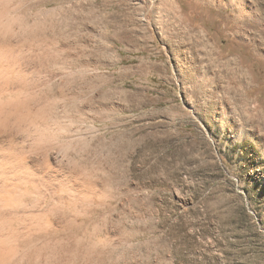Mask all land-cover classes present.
<instances>
[{
  "label": "rangeland",
  "instance_id": "rangeland-1",
  "mask_svg": "<svg viewBox=\"0 0 264 264\" xmlns=\"http://www.w3.org/2000/svg\"><path fill=\"white\" fill-rule=\"evenodd\" d=\"M230 1L0 0L26 260L264 264V0L223 35Z\"/></svg>",
  "mask_w": 264,
  "mask_h": 264
},
{
  "label": "bare ground",
  "instance_id": "bare-ground-1",
  "mask_svg": "<svg viewBox=\"0 0 264 264\" xmlns=\"http://www.w3.org/2000/svg\"><path fill=\"white\" fill-rule=\"evenodd\" d=\"M230 4L232 6H235V10H234L235 15H234V18L232 19L233 22H229L230 24L229 23H225V22L221 23L218 20V25L217 26L220 27L223 30V35H225V32H227L228 30L229 31H234L235 28H237L238 25H239V27L241 25H242V27L243 26L244 27H248V24L245 23V21L239 20L240 18H244V14L241 11L236 9V6H237L236 2L234 0H231ZM212 10H213L212 8H208L207 9V11H206L207 17L208 16H213L212 15ZM196 13H198V12H196ZM215 19H218V18H215ZM197 21H199V20L197 19ZM197 24H198V22H197ZM194 27L195 26L191 22V24L189 25V31H192V30L194 31L197 28V27L196 28H194ZM204 30H205L204 34H205V36L207 38V35L210 33V31L206 27L204 28ZM23 45H25V44H23ZM11 58H12V56H11ZM34 63H35V61H34ZM19 72H21V71L16 66L15 61L13 63H11V61L8 60L7 56L0 55V98H1V96L3 94H5L7 92H10V95H12V96H16V95H18L20 93L19 92L20 89H19V86L17 84L12 83L11 85H9V83H7L8 81L7 82L5 81V78H7L9 75H10V77H11V74L12 75L15 74L17 76L19 74ZM13 77H14V75L12 76V78ZM42 80H44V79H42ZM18 89H19V91H18ZM33 110H34V108L32 109V107L29 106L28 111H27L28 114L25 115L24 113H25L26 110L24 111V109H21L20 104L17 101L14 102L13 105L9 104L7 106L6 105H2L0 103V264H25L24 262H29L30 264H32L30 262V259L26 260V257H28L27 255H24V254L22 255L19 252V250H18L19 246H18V248H17V246L16 247L12 246V242L16 241V240L18 242V240H19L18 238L19 237H16L15 234L11 233L12 231L9 230L11 226H8V223H10L11 221L20 222L21 220H23V221H29L30 220L29 224H31V221H32L31 219H33L35 217V215H34L35 213L32 212L33 211L32 209H30L28 211L27 210H22L23 211L22 212L21 209L16 205L17 203L14 202L15 201L14 198L16 197V195H15V197L12 196L13 192L16 193L15 191H16V188L18 186L17 181L20 179L19 178V172L21 173L22 170L26 169L27 172L29 173L28 170H30V168H31L29 166V163H27L28 162V160H27L28 156L23 158L24 152H22L19 149V147H18V143H19L18 133H19V129L21 128V124L23 122L22 118H25V117L31 118V117H33L32 116L33 115ZM28 124H26V125H28ZM33 124L34 123H32V125ZM32 125H31V127H33ZM30 132H32L31 128L28 130L29 134H30ZM20 135H22V134H20ZM46 190H47V188H46ZM61 205H63V204H61ZM28 229H29V227H28ZM30 233L31 232L29 231V234ZM37 233L33 234V232H32L29 236L30 237L31 236H34V237L38 236L39 240H41L43 238L44 234L41 235V234H37ZM20 251H21V249H20ZM29 257H31V256H29Z\"/></svg>",
  "mask_w": 264,
  "mask_h": 264
}]
</instances>
